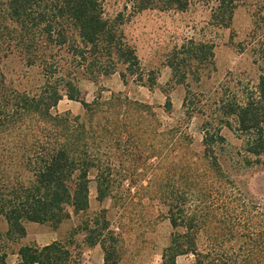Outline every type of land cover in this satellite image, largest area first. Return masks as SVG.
Wrapping results in <instances>:
<instances>
[{
	"label": "trees",
	"instance_id": "1",
	"mask_svg": "<svg viewBox=\"0 0 264 264\" xmlns=\"http://www.w3.org/2000/svg\"><path fill=\"white\" fill-rule=\"evenodd\" d=\"M187 2L133 0L130 7L131 12L154 5L183 9ZM243 4L251 8L256 82L226 78L203 87L201 75L213 66L211 45L204 41H187L182 61L188 56L190 62L182 68L170 61L172 76L184 83V114L200 122L198 152L188 133L174 126L160 129L148 103L121 92L84 99L80 79L96 82L113 72L124 84L131 76L155 86V72L142 69L123 31L130 12L109 13L104 0H0V215L7 232L21 236L25 222L58 226L85 212L92 169L97 199L110 197L118 204L115 227L102 208L75 225L66 240L21 246L17 262H8L0 249V264H80L73 244L77 234L88 246H100L103 264H121L128 252H139L126 242L127 198L112 194L111 157L118 156L123 139V152L127 148L140 158L143 150L144 157L157 159L153 182L165 207L161 217L171 228L154 248L159 264H177L185 254H192L195 264H264V200L232 175L233 169L264 163V0H214L211 17L215 26L227 27ZM14 56L38 70L33 90L18 88L6 76L5 60ZM189 75L194 86L185 81ZM63 97L78 101L82 113L54 110ZM165 109H171L168 96ZM33 119L36 125L27 123ZM223 129L239 139L238 146L227 142ZM162 165L164 172L157 173ZM134 216L137 225L141 212L134 210Z\"/></svg>",
	"mask_w": 264,
	"mask_h": 264
},
{
	"label": "rangeland",
	"instance_id": "2",
	"mask_svg": "<svg viewBox=\"0 0 264 264\" xmlns=\"http://www.w3.org/2000/svg\"><path fill=\"white\" fill-rule=\"evenodd\" d=\"M132 1L104 0V7L112 14L120 10L130 12L129 19L122 25L123 31L129 43L134 46L142 69L145 71L151 69L155 72V86L148 88L140 82H134L131 76L127 77L124 84L118 72L103 75L96 82L80 79L78 86L87 102L93 100L97 93H100L102 99H107L112 92H121L131 99L152 105L162 124L160 129L178 127L192 137L195 151L200 152V122L196 117L188 118L184 114L182 108L184 83H177L176 78L172 76L170 61L179 63L182 68L190 62L188 56L182 61L187 41L189 39L204 41L211 45L213 66L201 75L200 83L203 87L213 86L226 78H235L242 84L256 82L259 70L250 51L251 8L245 4L239 5L232 14L230 24L227 27H217L211 17L214 0H188L183 9L161 8L154 5L136 12H131ZM126 4L127 10H124ZM5 74L20 89L33 90L39 78L35 67H26L16 56L5 60ZM185 81L192 86L196 84L190 75ZM166 96L171 101L169 111L165 109ZM54 110L58 113L67 111L71 114L83 111L78 101L66 97L58 102ZM27 123L36 125L37 122L33 119ZM23 127L21 129H24ZM222 133L229 144L238 146L240 141L232 132L223 129ZM123 141L122 146L125 144ZM122 146L119 149L120 153H116L118 156L111 157L114 170L111 171L110 178L115 179L112 194L127 198L125 219L128 218L129 222L125 234L126 242L128 248L137 247L135 249L139 252L136 253L137 250L128 252L121 264H159L158 249L154 248L165 242L171 228L168 221L161 217L165 207L158 200L160 194L153 182L156 178L152 163L157 159L144 157L143 150L139 151L142 152L138 155L140 158H137L131 155L127 148L123 152ZM163 172L162 165L157 173ZM95 173V169L90 171L87 210L73 213L70 219L58 226L51 223L25 222V233L18 236L16 232H7V223L0 215V249L6 251V260L10 263L17 262L18 249L21 246L34 244L42 246L54 240H66L75 225L102 208L108 209L107 216L111 220V228L115 227L118 204H113L110 197L102 201L97 199ZM232 175L250 195L264 200V163L239 170L233 169ZM134 210L141 212V220L137 225L132 224ZM73 244L75 250L80 253V264H103V254L98 244L88 246L83 242L82 234L74 235ZM177 264H195L193 255H179Z\"/></svg>",
	"mask_w": 264,
	"mask_h": 264
}]
</instances>
